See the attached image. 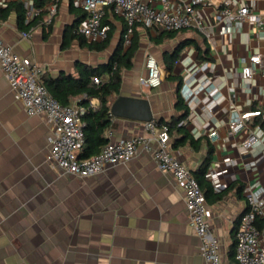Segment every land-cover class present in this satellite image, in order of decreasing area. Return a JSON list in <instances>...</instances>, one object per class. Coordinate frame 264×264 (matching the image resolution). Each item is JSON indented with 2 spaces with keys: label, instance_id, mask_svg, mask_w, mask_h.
Listing matches in <instances>:
<instances>
[{
  "label": "crops",
  "instance_id": "1",
  "mask_svg": "<svg viewBox=\"0 0 264 264\" xmlns=\"http://www.w3.org/2000/svg\"><path fill=\"white\" fill-rule=\"evenodd\" d=\"M7 1L0 0V6ZM50 1L46 0V9ZM213 1L212 6L198 8L208 35L189 27L156 44L153 38L161 29L137 25L132 66L122 71L119 91L109 97L108 105L110 109L118 96L141 97L149 102L152 121H177L181 115L176 106L178 82L167 78L166 68L172 61L169 56L177 52L171 74L194 96L190 103L184 101L188 112L178 122L189 136L174 144L179 136L172 129L169 150L192 173L207 157L208 166L222 156L234 159L221 177L220 189H213L205 201L210 230L219 243V264H235L234 231L247 209L244 188L264 187V67L253 65L250 78L241 76L249 56L264 59V0H234V9L246 3L250 11L226 34L218 31L214 15L219 0ZM25 3L32 6V0ZM69 5L70 0H60L50 29L39 23L28 36L17 28L12 12L0 19V38L18 57L38 63L41 76L76 77L77 62L98 67L105 76L103 66L122 45L123 19L106 9L109 44L102 50L89 49L76 38L68 39L75 21ZM187 30L186 35L179 34ZM171 38H176L174 44L164 42ZM184 40L192 46L179 53ZM148 54L165 70L156 87L142 82ZM204 63L207 69L192 77L190 72ZM201 82L204 88L199 91ZM71 102L78 103V98ZM90 104L95 107L98 101L90 99ZM246 112H258L250 123L259 138L247 150L240 146L243 135L229 128L232 119ZM212 130L215 141L208 136ZM52 134L43 114H27L14 98L0 68V264H204L183 189L170 172L158 168L149 152L139 149L126 162L81 177L61 171L47 159ZM104 134L108 141H116L145 135L146 130L144 121L111 115ZM256 224L264 243V207Z\"/></svg>",
  "mask_w": 264,
  "mask_h": 264
},
{
  "label": "built area",
  "instance_id": "2",
  "mask_svg": "<svg viewBox=\"0 0 264 264\" xmlns=\"http://www.w3.org/2000/svg\"><path fill=\"white\" fill-rule=\"evenodd\" d=\"M59 0H51L48 6L47 21L56 11ZM213 0H72L74 7L81 8L86 15L77 23L74 31L91 42H101L108 38L110 26L103 22L106 9L124 21L122 47L132 43L135 28L142 25L146 28H158L165 31H179L189 27L200 29L208 35L203 18L198 8L214 5ZM234 0H219L218 10L214 20L220 34L229 33L235 21H242L249 15L248 5L241 4L233 8ZM217 5V4H216ZM27 6L26 18L30 19L37 10ZM28 36L29 32H21ZM241 69L242 78H250L253 65L264 67V59L254 54L246 59ZM0 68L6 77L15 99L19 100L27 114H43L51 125L53 134L49 140L47 159L54 162L61 171L77 176H90L102 172L106 167L126 162L134 157L139 149L150 153L159 169L170 172L182 187L184 192L185 209L189 224L200 239L201 253L204 264H219V243L210 230L205 196L192 171L169 150V132L165 124L145 121V135H136L128 139L108 141L100 150L89 158L80 159L79 153L84 144L82 115L86 107L79 103L62 105L46 89L40 80L42 69L38 63L27 57H18L0 38ZM146 76L142 82L148 87L158 86L165 70L157 59L148 54L145 58ZM207 64L194 68L190 75L193 77L200 71H205ZM204 76L203 81H206ZM94 84H99L101 78L91 77ZM203 82L198 90L203 89ZM197 90V91H198ZM184 101L190 103L193 99L185 88L180 89ZM92 106V104H90ZM258 112H246L229 122L232 132L240 133V146L247 150L255 145L259 138L251 125V117ZM264 118V114H261ZM211 141H215L216 131L208 133ZM235 161L229 156L212 162L204 173L214 190H219L221 177L227 168ZM244 197L247 209L241 215L234 231V260L235 264H264V243L256 221L263 213L264 187H245Z\"/></svg>",
  "mask_w": 264,
  "mask_h": 264
},
{
  "label": "trees",
  "instance_id": "3",
  "mask_svg": "<svg viewBox=\"0 0 264 264\" xmlns=\"http://www.w3.org/2000/svg\"><path fill=\"white\" fill-rule=\"evenodd\" d=\"M45 4L46 0H32V8L37 10V14H35L32 18L27 19L26 12L28 8L25 0H9L4 6H0V19H6L12 12H14L16 14L17 28L22 32H29L32 27L39 23H43V25L50 29L54 15L51 16L49 21H47L46 18L48 17V9L45 8ZM69 8L75 15V21L71 27L72 30H68L70 32L68 39L70 40L72 38H76L81 44L86 45L89 49L102 50L106 48L109 44V36H111V32L109 33L108 38L104 41H87L83 36L74 31L77 23L85 16V13H82L80 9L73 7L71 0ZM103 22H108L105 17ZM47 32H49V30ZM177 32L178 31L160 30L153 38V42L159 44L165 37H173ZM46 34H44V37H46ZM66 37L67 36L65 35L63 41L64 44L66 42ZM189 43H191L190 40H184V42L179 43V47ZM137 46L138 42L135 39V36L132 39V43L126 48H123L121 43H119L113 54L109 57L107 63L103 66V69L106 71L105 76H102L100 68L93 67L86 63L77 62L76 70L78 72V76L76 77L65 73H60L56 77H40L41 82L44 84L48 92L62 105L69 104L71 102V98L77 97L78 103L86 107V110L82 115L84 144L81 152L79 153L80 159L89 158L96 154L100 148L108 142V138L105 136L104 132L109 127L111 122L108 105L109 97L119 91L122 71L131 68L132 57L137 49ZM176 56L177 52L174 51L172 55L169 56L172 58V61H169L166 64V68L169 73L167 78L178 82L176 91V106L181 109L180 118L177 121L165 120L163 118L154 120L156 124L167 125L168 132L174 129L175 133L179 136L178 138H175L174 144L181 142L183 139L186 140L189 136L185 127L183 125H178L181 118H184L187 115L188 109L184 104V100L180 93L182 84L181 79L171 74V65ZM93 75H97L101 78V82L99 84H94L91 81V77ZM90 99H96L98 104L95 107L90 106ZM179 139L181 141H178ZM190 142H193V140L190 139ZM209 150H211V148ZM208 160L209 157H207L196 172H193V175L201 186L205 197L214 191L211 184L204 178V173L209 163ZM218 194L219 192H217L216 196ZM258 227L260 228L259 225Z\"/></svg>",
  "mask_w": 264,
  "mask_h": 264
},
{
  "label": "water",
  "instance_id": "4",
  "mask_svg": "<svg viewBox=\"0 0 264 264\" xmlns=\"http://www.w3.org/2000/svg\"><path fill=\"white\" fill-rule=\"evenodd\" d=\"M109 110L112 116H125L144 122L152 119L149 102L141 97L118 96Z\"/></svg>",
  "mask_w": 264,
  "mask_h": 264
},
{
  "label": "rangeland",
  "instance_id": "5",
  "mask_svg": "<svg viewBox=\"0 0 264 264\" xmlns=\"http://www.w3.org/2000/svg\"><path fill=\"white\" fill-rule=\"evenodd\" d=\"M60 2V1H59ZM58 2V3H59ZM57 14V9H56V11L54 12V16ZM187 32H188V30L187 31H183V32H180L179 34H182V35H186L187 34ZM154 33V32H153ZM167 41H169V42H172L173 44L176 42V38H171V39H167V40H165L164 42H167ZM189 46H192V44H186V45H184L180 50H179V53H181L183 50H185V49H187Z\"/></svg>",
  "mask_w": 264,
  "mask_h": 264
}]
</instances>
